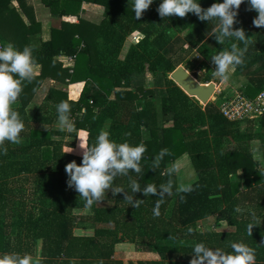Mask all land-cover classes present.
Instances as JSON below:
<instances>
[{
    "label": "trees",
    "instance_id": "16d2710c",
    "mask_svg": "<svg viewBox=\"0 0 264 264\" xmlns=\"http://www.w3.org/2000/svg\"><path fill=\"white\" fill-rule=\"evenodd\" d=\"M12 1L0 0V24L6 30L0 33V45L31 46L41 71L24 82L14 105L25 123L23 140L18 145L6 142L7 154L0 155V254L31 253L42 264H190L195 242L227 252L231 242L243 240L256 250V264H264V168L251 145L261 141L264 159V113L230 121L218 103H210L216 93L207 88L191 92L175 77L191 80L192 64L204 62L213 70L211 57L230 49L234 41L219 44L212 34L215 24L191 13L161 18L156 11L160 0L138 20L132 0H44L63 18L45 41L42 23L31 13L33 6L17 0L30 20L27 24ZM84 1L105 7L101 21L80 14ZM215 2L200 0L204 9ZM257 15L255 10L246 14L242 3L239 23L233 26H244L252 34L246 35L245 63L236 69L247 80L241 91L250 98L264 91V26L253 24ZM192 26L183 37L169 35ZM134 32L142 39L120 57ZM59 55L75 58L72 70L58 61ZM147 75L153 78L152 86L147 85ZM47 78L66 83L68 90L50 88L31 115L28 107ZM196 79L206 84L211 76L208 82ZM61 100L72 104L77 129L72 134L56 125L55 105ZM101 130L118 143L147 146L142 174L130 173L141 187H158L169 179L177 186L176 173L168 175L169 165L188 154L197 173L189 184L192 191L183 193V200L167 197L159 217L152 211L157 198L141 192L134 196L144 199L137 208L123 200V193L113 196L111 190L103 201L85 207L67 185L65 166L73 160L80 164L81 147L93 144ZM161 149L168 153L154 169L153 159ZM237 173L242 178L234 179ZM114 183L130 191L129 177H117ZM210 217L214 223H207ZM87 222L95 224L93 234L75 233L77 224ZM250 223L252 235L247 232ZM222 224L231 229L220 230ZM117 252L124 259L116 258Z\"/></svg>",
    "mask_w": 264,
    "mask_h": 264
},
{
    "label": "clouds",
    "instance_id": "9594fccd",
    "mask_svg": "<svg viewBox=\"0 0 264 264\" xmlns=\"http://www.w3.org/2000/svg\"><path fill=\"white\" fill-rule=\"evenodd\" d=\"M245 0H217L210 7H201L200 0H160L156 9L163 19L170 16L185 17L194 14L200 21L213 22L215 27L212 34L219 44L225 39L233 40L230 49L220 51L210 59L214 69L212 76L221 82L227 83L235 73L238 66L245 63L249 37H246L243 28H234L237 20L238 9ZM154 3V0H132V11L135 19L142 17L145 10ZM251 10L258 15L253 24L257 27L264 26V0H247ZM240 44L243 47L239 46ZM38 64L33 55V48L25 45L17 48L12 42L0 45V155H6L9 144L18 145L22 142L21 133L25 130V123L14 105L23 91L24 82H31L37 75ZM59 130L72 134L76 132V124L71 118L72 104L68 100H61L55 105ZM81 136L85 133L81 132ZM81 147V142H80ZM83 149L82 160L77 164L75 160L65 166L68 176L67 185L73 188L84 201L85 207L91 208L95 203L104 200L105 195L111 190L112 195L123 193L125 201L134 208L140 206L144 199H134L137 192L145 197L155 196L156 203L153 207V216L161 215L160 208L167 197L173 195L184 199L183 193L192 191L191 185L174 186L172 179L161 183L147 184L141 187L140 183L131 179L130 173L142 174V159L147 151L143 143L130 144L125 141L116 142L110 138V132L101 130L95 141ZM71 148L67 152H71ZM168 153V149H161L153 159V168L159 166L160 161ZM178 171L172 167L168 169L169 177ZM129 177V190L116 186L117 177ZM235 211L239 212L237 207ZM254 224L247 226V232L252 235ZM193 229L189 227L187 234L191 235ZM231 251L221 248L209 247L204 242H195L191 246L190 264H256V250L241 241H233L229 245ZM0 264H42L40 258L31 253L5 252L0 254ZM103 264V261H99Z\"/></svg>",
    "mask_w": 264,
    "mask_h": 264
},
{
    "label": "rangeland",
    "instance_id": "374dc122",
    "mask_svg": "<svg viewBox=\"0 0 264 264\" xmlns=\"http://www.w3.org/2000/svg\"><path fill=\"white\" fill-rule=\"evenodd\" d=\"M243 10L246 14H249V12L251 11V9L247 3V0H245V2L243 3ZM192 28H193V26L191 27V29L185 30V31H177V32L172 31L169 35H171V36L172 35H179V36L183 37L186 33L191 31ZM241 28L244 29L245 34L247 36L250 37L252 35L251 32L246 27L241 26ZM141 39H142V35H140L139 33L137 35H134V34L130 35L125 42V45L122 49L120 57L123 58L126 55L131 44L137 43ZM186 68H188V67H186ZM188 69L191 70L192 73L197 78L200 77V78H202L203 81H206V82H208V75L211 76V80H209V82H211V83L215 82V84L218 85V86H214V93H216L218 97L215 101L210 102V103L216 102V103H218V105L220 107L222 104V98L224 96H230V95L234 94L236 91H241V88L247 82L246 78L244 76H242L241 74H239L237 71H235L232 78L227 83L221 82L218 79H214L212 76V69H210L209 66L207 64H205L204 62L202 64H200V66H198V67L196 65L192 64L190 66V68H188ZM182 74L187 75V73L185 71H183ZM195 76L190 74L189 77L191 78V80L188 77L187 78L190 80V83L192 85L193 84H194V86L200 85V84H198L199 81H198V79H196ZM182 77H185V76H182ZM146 82H147V85H150V86L153 85V78L151 75H147ZM209 82L206 83L205 85H209L210 84ZM201 89H203V88H201ZM33 103L28 107V111L31 115H33L35 108H36L35 106H37L39 103V99H35V101ZM56 125H58V123ZM257 130H259L258 127H257ZM251 145H252V152H253L255 159H257L260 162V166L262 168H264V159H263V154H262L263 150H262L261 141L259 139H255L251 142ZM172 167H175L178 169V171L176 172L177 186H181V185L188 186L190 183H192L197 178V173H196L195 168L192 164L191 158L188 154H184L181 157H179L177 160L173 161L169 165V168H172ZM237 177L242 178V174L237 173L234 176V179H237ZM206 221H207V223H214L215 218L210 217ZM95 227H96L95 224L90 223V222H87L86 224L79 223V224H77V226L75 228V233H77V234H93ZM219 229L220 230H228L231 228L225 224H222V225H220ZM115 257L118 259H124V254L122 252H117L115 254Z\"/></svg>",
    "mask_w": 264,
    "mask_h": 264
},
{
    "label": "crops",
    "instance_id": "0c3cea01",
    "mask_svg": "<svg viewBox=\"0 0 264 264\" xmlns=\"http://www.w3.org/2000/svg\"><path fill=\"white\" fill-rule=\"evenodd\" d=\"M28 4L33 6V11H31L32 15H34L37 21L42 23V38L47 41L52 38V30L54 28H60L62 23V17L60 14H53L49 6L44 3V0H27ZM12 5L16 8L19 15L23 18V20L30 24V20L25 12L21 9L17 0L12 1ZM80 14L89 20L95 21L98 23L102 20L105 14V7L101 4H97L94 2H82ZM4 25L0 24V33H4ZM142 35L140 32H134V35L137 34ZM132 35V34H131ZM2 43V42H1ZM58 61H60L64 67L73 69L75 65V58L68 55H59L56 56ZM41 71V65H38L37 74ZM50 88H57L64 91L68 90V85L64 82L54 80L52 78H47L42 84L41 88L35 95V99H39L38 105L42 102L43 98L47 94ZM34 104V103H33ZM37 105V106H38ZM36 107V106H35Z\"/></svg>",
    "mask_w": 264,
    "mask_h": 264
},
{
    "label": "built area",
    "instance_id": "2783aa9c",
    "mask_svg": "<svg viewBox=\"0 0 264 264\" xmlns=\"http://www.w3.org/2000/svg\"><path fill=\"white\" fill-rule=\"evenodd\" d=\"M221 112L230 121L244 120L264 113V91L250 98L242 91H236L222 98Z\"/></svg>",
    "mask_w": 264,
    "mask_h": 264
},
{
    "label": "bare ground",
    "instance_id": "6f19581e",
    "mask_svg": "<svg viewBox=\"0 0 264 264\" xmlns=\"http://www.w3.org/2000/svg\"><path fill=\"white\" fill-rule=\"evenodd\" d=\"M175 77H177V79L187 88L189 89L191 92L200 89V88H207L209 89L211 92H214V86L215 84L212 82L209 85H205V84H200L197 86H194L190 83L189 79L187 77H178L177 74H175Z\"/></svg>",
    "mask_w": 264,
    "mask_h": 264
},
{
    "label": "water",
    "instance_id": "95a60500",
    "mask_svg": "<svg viewBox=\"0 0 264 264\" xmlns=\"http://www.w3.org/2000/svg\"><path fill=\"white\" fill-rule=\"evenodd\" d=\"M201 91H202V89L200 88V89H199V92H201Z\"/></svg>",
    "mask_w": 264,
    "mask_h": 264
}]
</instances>
